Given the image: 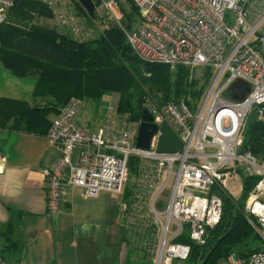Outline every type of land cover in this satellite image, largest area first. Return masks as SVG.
<instances>
[{
    "label": "built area",
    "instance_id": "built-area-1",
    "mask_svg": "<svg viewBox=\"0 0 264 264\" xmlns=\"http://www.w3.org/2000/svg\"><path fill=\"white\" fill-rule=\"evenodd\" d=\"M15 0H0V23ZM56 25L78 39L92 30L66 15L64 0H44ZM118 17L120 0H98ZM139 23L126 39L141 60L208 68L211 75L195 105L185 100L146 107L158 129L148 148L135 145L140 120L108 115L89 130L77 120L79 100L70 99L51 120L45 134L57 151L43 170L46 212L61 210L66 184L88 194L109 190L122 194L128 158H139L126 207L127 238L152 255V264H180L191 243L206 244L209 229L222 216L216 191L238 189L241 212L253 219L264 239V157L243 147L249 120H264V0H126ZM166 121L181 146L158 152L160 125ZM245 179H256L246 188ZM230 184H232L230 186ZM233 191V190H232ZM249 222V221H248ZM220 264H264V248L246 259L229 256Z\"/></svg>",
    "mask_w": 264,
    "mask_h": 264
},
{
    "label": "trees",
    "instance_id": "trees-1",
    "mask_svg": "<svg viewBox=\"0 0 264 264\" xmlns=\"http://www.w3.org/2000/svg\"><path fill=\"white\" fill-rule=\"evenodd\" d=\"M51 10L52 7L44 0H15L7 10L6 20L0 23V60L5 66L3 68L15 77H35L31 100L43 99L38 105L22 98L0 95V129L46 134L51 123L50 116L56 115L70 99L100 100L108 93L117 94L115 111L122 120L138 121L142 109L148 106L150 100L164 103L179 99L190 86L185 81L188 78L186 67L175 65V81H172L176 87L172 90L168 73L171 65L138 60L120 26L113 24L90 38L78 39L56 24L49 27L33 22L36 15L52 17ZM94 13L95 4L92 15L85 11L86 18ZM69 17L79 19L82 27L87 25L85 18L74 14ZM191 94L195 97L199 91H192ZM243 147L258 157H264V120H249ZM138 167L139 158L130 156V176L136 177ZM255 182L256 179H245V186ZM125 187L128 196L132 187ZM222 197L221 219L209 229L205 245L193 244L186 236L177 240L191 244L186 262L220 264L233 254L238 259H246L252 252L262 249L258 245L257 232L237 207L238 204L228 196ZM8 212L9 220L2 232V252L19 263L22 248L12 236L22 213L12 207H8ZM251 239L258 246L248 248ZM126 243L150 258L148 252L134 246L127 237ZM241 244L244 248L238 249ZM2 257L5 256L2 254Z\"/></svg>",
    "mask_w": 264,
    "mask_h": 264
},
{
    "label": "crops",
    "instance_id": "crops-1",
    "mask_svg": "<svg viewBox=\"0 0 264 264\" xmlns=\"http://www.w3.org/2000/svg\"><path fill=\"white\" fill-rule=\"evenodd\" d=\"M117 99L116 94L115 107ZM77 120L82 121L79 116ZM82 122L95 130L90 120ZM56 152L45 134L0 129V264H118L129 251L128 196L109 190L88 194L66 184L60 212L49 215L43 170L54 161ZM8 207L22 213L12 236L22 248L19 263L2 252Z\"/></svg>",
    "mask_w": 264,
    "mask_h": 264
},
{
    "label": "rangeland",
    "instance_id": "rangeland-1",
    "mask_svg": "<svg viewBox=\"0 0 264 264\" xmlns=\"http://www.w3.org/2000/svg\"><path fill=\"white\" fill-rule=\"evenodd\" d=\"M64 1L66 2V5H67L66 15L71 16L72 12H75L77 13L76 15L79 16V18L80 17H82V19L85 18L84 21L87 25H84V27L85 29L90 28L92 30V35H96L101 30L113 24L120 26L123 29L124 33L126 34V30H132L139 23V16L137 14V11L131 5V3L126 0H120L115 4L117 14H118V17L116 18L112 17V15L109 12L104 10L100 6L98 0H92L93 3L95 4V13L93 16L89 17V19L86 18V14H85L86 10L84 7L80 5L78 0H64ZM51 11H53V9ZM52 15H53L52 17L45 16V15H36L33 22L41 24V25L49 26V27H55L56 17L54 16L55 15L54 12H52ZM134 54L136 55L138 60L143 61L140 59V57L136 53ZM3 67L5 66L3 62L0 60V95L22 98L27 101H31L32 104L41 105L43 99L42 101L38 100L36 102H33L31 100L33 96H32V91L30 90L31 88L33 90L35 77L33 76H26L24 78L15 77L13 74L6 71ZM170 67L171 68L168 71V73L170 72L169 79L171 80V87L173 90L176 87V84L174 83L175 81L174 77H175V72L177 70L176 69L177 66L173 65ZM186 69L188 70V78L185 81H188V83H190V86L187 87L185 92H183L182 95L179 96L180 98L177 97L179 99H176V100H185L189 102L191 105H195L200 99L203 93V90L205 89L209 76L211 75L210 73L211 71L208 68H198V67L196 68L186 67ZM186 86H187V83L185 87ZM197 90L199 91V94H197L195 97L192 96L191 94L192 91H197ZM104 98H106V100ZM115 99H116L115 93H108L104 95L100 100H92V99L79 100L78 99L80 102V107H79L77 117L79 116L82 121L90 120L91 129L94 128L96 130L98 127L104 124L108 115H110V119L112 116H115V117L118 116L115 113L116 107L113 106V103H115ZM176 100H170V101H176ZM156 101L157 100L155 99L154 103H157V104L166 103V102L158 103ZM82 121H80L82 125L86 126L87 124ZM242 134L243 136H245V132ZM133 181H134V177L130 176V171L128 170V175H127L126 182L124 184V188H126L125 186H127L128 188L132 187ZM248 184L250 183L248 182ZM231 185L232 184H230V186ZM250 186L251 185H249V187ZM249 187L246 186L247 189H249ZM234 188L235 187H233V189H230L232 193L226 190L222 191L224 189H221V188L217 189L221 191H216V193L218 194V196L222 198V200H223V197H222L223 195L228 196L229 198H231L232 201L236 202V204H238L237 207L241 209L242 193L239 192L238 189L234 190ZM126 191L127 190L123 189V192L125 195H126ZM128 201H130L129 195H128ZM248 221L250 223V226L253 228V230L256 231L258 234V237H259L258 245L260 244L259 248L263 249L264 239H263L261 232L259 231L253 219L248 220ZM258 245H256V242H254L251 239L248 242L247 247L251 248L253 246H258ZM240 248L242 249L244 248V246L241 244L238 247V249ZM232 256L238 259L236 254H233ZM118 264H152V255H150V258L145 257L144 252L134 247L129 246L128 254L124 256L123 259L118 262ZM180 264H191V263H188L185 261L184 263L181 262Z\"/></svg>",
    "mask_w": 264,
    "mask_h": 264
},
{
    "label": "water",
    "instance_id": "water-1",
    "mask_svg": "<svg viewBox=\"0 0 264 264\" xmlns=\"http://www.w3.org/2000/svg\"><path fill=\"white\" fill-rule=\"evenodd\" d=\"M85 10L92 15L94 12V3L92 0H78ZM153 118L147 108H143L140 117V123L138 126L135 145L138 148L146 149L149 147L152 136L157 131V124L152 122ZM181 146V141L170 127V125L164 121L160 125V137L157 144L158 152H172L174 148Z\"/></svg>",
    "mask_w": 264,
    "mask_h": 264
}]
</instances>
